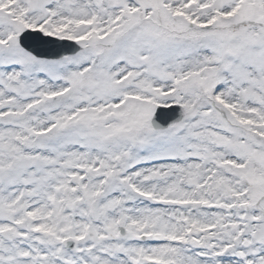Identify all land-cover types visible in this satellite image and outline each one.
Masks as SVG:
<instances>
[{"label": "snow or ice", "instance_id": "6c2138e0", "mask_svg": "<svg viewBox=\"0 0 264 264\" xmlns=\"http://www.w3.org/2000/svg\"><path fill=\"white\" fill-rule=\"evenodd\" d=\"M0 264H264V0H0Z\"/></svg>", "mask_w": 264, "mask_h": 264}]
</instances>
